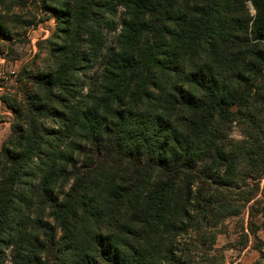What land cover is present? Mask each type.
<instances>
[{
    "label": "trees",
    "instance_id": "obj_1",
    "mask_svg": "<svg viewBox=\"0 0 264 264\" xmlns=\"http://www.w3.org/2000/svg\"><path fill=\"white\" fill-rule=\"evenodd\" d=\"M118 6L121 47L102 52ZM55 11L65 39L38 80L48 94L0 152V264L6 250L11 264H224L219 225L264 198V0ZM99 58V94L76 99Z\"/></svg>",
    "mask_w": 264,
    "mask_h": 264
},
{
    "label": "rangeland",
    "instance_id": "obj_2",
    "mask_svg": "<svg viewBox=\"0 0 264 264\" xmlns=\"http://www.w3.org/2000/svg\"><path fill=\"white\" fill-rule=\"evenodd\" d=\"M55 1L0 0V152L12 127L25 125V110L30 106L31 97L45 99L48 94L38 80L53 66L57 48L64 43L66 27L61 24L62 17L57 16ZM245 5L253 15L251 3L246 1ZM124 12L118 6L113 14L104 16L103 21L110 24L104 25L102 30L105 38L102 52H107L109 47L120 49ZM103 67L104 60L99 58L85 72L77 74L81 96L76 99L82 100V96L92 99L99 94ZM227 129L228 138L242 137L237 124ZM263 183L264 177L260 188H264ZM256 198L259 202L254 205L249 202L240 215L229 217L219 225L216 246L224 255V264H264V198L260 200L259 193ZM5 254L3 264H11L8 250Z\"/></svg>",
    "mask_w": 264,
    "mask_h": 264
}]
</instances>
